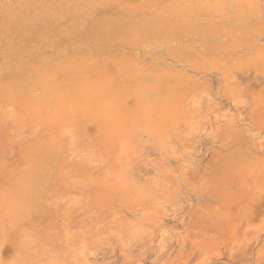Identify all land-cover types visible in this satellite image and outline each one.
I'll list each match as a JSON object with an SVG mask.
<instances>
[{"label": "rangeland", "instance_id": "rangeland-1", "mask_svg": "<svg viewBox=\"0 0 264 264\" xmlns=\"http://www.w3.org/2000/svg\"><path fill=\"white\" fill-rule=\"evenodd\" d=\"M0 264H264V0H0Z\"/></svg>", "mask_w": 264, "mask_h": 264}, {"label": "bare ground", "instance_id": "bare-ground-1", "mask_svg": "<svg viewBox=\"0 0 264 264\" xmlns=\"http://www.w3.org/2000/svg\"><path fill=\"white\" fill-rule=\"evenodd\" d=\"M79 88V87H78ZM84 94V93H83ZM104 105V104H103ZM104 107V106H103ZM96 117V116H95Z\"/></svg>", "mask_w": 264, "mask_h": 264}]
</instances>
